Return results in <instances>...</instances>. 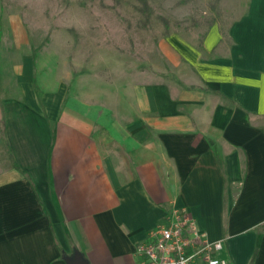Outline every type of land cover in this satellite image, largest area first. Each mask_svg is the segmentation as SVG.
Wrapping results in <instances>:
<instances>
[{"label": "crops", "instance_id": "1", "mask_svg": "<svg viewBox=\"0 0 264 264\" xmlns=\"http://www.w3.org/2000/svg\"><path fill=\"white\" fill-rule=\"evenodd\" d=\"M224 9L201 40L162 38L159 80L109 110L17 73L0 95V264H141L175 210L228 264H264V0Z\"/></svg>", "mask_w": 264, "mask_h": 264}, {"label": "rangeland", "instance_id": "2", "mask_svg": "<svg viewBox=\"0 0 264 264\" xmlns=\"http://www.w3.org/2000/svg\"><path fill=\"white\" fill-rule=\"evenodd\" d=\"M227 19L224 0H0V95L26 68L65 84L69 106L109 110L124 87L159 80L162 38L184 30L201 40Z\"/></svg>", "mask_w": 264, "mask_h": 264}, {"label": "built area", "instance_id": "3", "mask_svg": "<svg viewBox=\"0 0 264 264\" xmlns=\"http://www.w3.org/2000/svg\"><path fill=\"white\" fill-rule=\"evenodd\" d=\"M224 250V242L209 241L184 210H175L137 246L141 264H228Z\"/></svg>", "mask_w": 264, "mask_h": 264}, {"label": "water", "instance_id": "4", "mask_svg": "<svg viewBox=\"0 0 264 264\" xmlns=\"http://www.w3.org/2000/svg\"><path fill=\"white\" fill-rule=\"evenodd\" d=\"M70 264H86L82 258L77 255L73 260H71Z\"/></svg>", "mask_w": 264, "mask_h": 264}]
</instances>
